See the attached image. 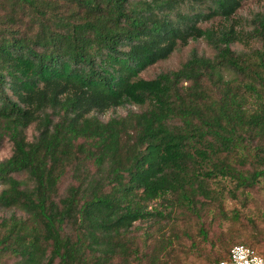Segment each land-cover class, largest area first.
<instances>
[{"label": "trees", "instance_id": "1", "mask_svg": "<svg viewBox=\"0 0 264 264\" xmlns=\"http://www.w3.org/2000/svg\"><path fill=\"white\" fill-rule=\"evenodd\" d=\"M241 4L0 0V142H13V153L0 160V211L15 209L0 217L1 251L16 264H108L125 246L124 231L162 214L153 200L177 193L193 202L217 177L258 181L264 168L245 170L230 155L249 148L244 132L264 138V11L252 33L262 45L250 53L233 49L242 39L234 24L200 25L230 19ZM199 37L217 49L214 57L194 50L178 69L140 76ZM224 68L243 78L233 84ZM128 102L147 107L107 121L95 113ZM32 123L37 133L29 140ZM251 148L264 162V145ZM249 154H238L239 163ZM86 161L96 169H83ZM70 166L75 183L61 192Z\"/></svg>", "mask_w": 264, "mask_h": 264}, {"label": "rangeland", "instance_id": "2", "mask_svg": "<svg viewBox=\"0 0 264 264\" xmlns=\"http://www.w3.org/2000/svg\"><path fill=\"white\" fill-rule=\"evenodd\" d=\"M188 5V4H187ZM189 5H185V9ZM264 11V0H242L241 6L230 19L215 16L203 20L200 25L220 29L226 24H234L242 34V39L233 42L232 47L238 53H250L260 47L262 41L253 37L256 16ZM196 50L201 55L214 57L217 49L205 38H190L187 43H179L177 48L164 59L150 64L140 72L144 78H153L163 71L178 69ZM225 79L237 84L243 75L234 68H224ZM190 81L181 85L189 86ZM204 86L210 93L217 91L215 83L205 78ZM182 89L185 90L183 87ZM215 95V94H214ZM254 97L249 96L247 105H253ZM147 104L124 103L105 111H95L103 120L111 117L126 116L133 111L146 109ZM29 140L37 133L35 123L26 130ZM244 145L234 149L230 160L245 170L264 168L253 155L256 152L251 146L257 143L264 145V138L252 139L243 133ZM245 144V145H246ZM250 153L248 160L239 163L240 153ZM13 153V142L5 136L0 142V160ZM239 154V155H238ZM83 169L95 170L92 161H86ZM25 178V174L20 175ZM71 183H75L73 168L68 167L64 174L60 190L66 191ZM208 193L198 191L193 202L179 199L177 193H169L151 202L158 206L161 215H151L138 219L120 235L125 246L119 250L108 264H217L235 242H245L259 250L264 249V174L252 185H239L230 177L214 178L205 182ZM3 185H0V190ZM15 209H2L0 217L9 216ZM1 221V219H0ZM0 231V235H1ZM17 257L9 251L0 250V264H16ZM43 264H46L44 262ZM53 264H62L59 258ZM87 264H93L90 261Z\"/></svg>", "mask_w": 264, "mask_h": 264}, {"label": "built area", "instance_id": "3", "mask_svg": "<svg viewBox=\"0 0 264 264\" xmlns=\"http://www.w3.org/2000/svg\"><path fill=\"white\" fill-rule=\"evenodd\" d=\"M218 264H264V249L259 250L244 242H237Z\"/></svg>", "mask_w": 264, "mask_h": 264}]
</instances>
